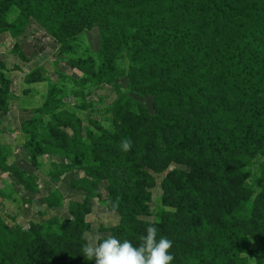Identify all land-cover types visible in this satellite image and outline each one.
<instances>
[{"label":"rangeland","instance_id":"rangeland-1","mask_svg":"<svg viewBox=\"0 0 264 264\" xmlns=\"http://www.w3.org/2000/svg\"><path fill=\"white\" fill-rule=\"evenodd\" d=\"M57 1L53 9L48 7L49 0H0V264L5 260L16 264L4 243L5 226L21 231L27 242L39 244L35 255L20 264H94L80 248L88 234L109 236L121 223L120 193L128 187V175L141 186L154 177L146 189L149 215L143 218L149 221L158 205L175 201L177 193L195 190L194 177L182 172L190 170L184 158L162 171L150 167L168 155L164 143L158 153H139L125 160L120 155L112 157L104 146L111 145V140L104 141L115 137L123 143L121 130L142 133L144 117L153 111V94L161 96L157 71L161 62L165 61L159 69L175 74L171 81L181 78L180 63L209 73L211 40L199 43L187 32L201 19L200 8L211 1L181 0V9L187 5V11L174 23L175 30L166 29V23L168 14L178 9L167 7L165 0H158L143 15L111 13L107 18L96 6L98 0ZM27 9L45 16L31 20L18 35ZM257 15L241 22L232 41L217 38L238 54L231 63L254 71L264 61V21ZM216 16L220 35L225 36L222 14ZM149 22L153 24L145 26ZM9 27L11 31L5 29ZM148 27L154 31L153 48L141 54L146 38L142 29L148 31ZM165 31L171 37L166 39ZM169 44H173L170 49ZM224 89L233 91L229 84ZM215 91L210 86L208 96L222 105ZM209 104L197 111L195 119L224 130L227 117L213 120ZM240 158L251 182L264 164L259 144H245ZM199 163L202 171L211 168L207 147ZM109 179L116 181L110 195ZM181 184L185 191L180 192ZM257 192L254 188L253 196ZM227 212L233 221L243 215L240 206ZM248 249L247 262L259 263L264 244L253 241Z\"/></svg>","mask_w":264,"mask_h":264},{"label":"trees","instance_id":"trees-1","mask_svg":"<svg viewBox=\"0 0 264 264\" xmlns=\"http://www.w3.org/2000/svg\"><path fill=\"white\" fill-rule=\"evenodd\" d=\"M165 1L168 2L167 7L178 9L168 14L166 23V29L175 30L174 23L181 20L187 5L181 9V0ZM210 1L200 8L201 19L195 26L190 25L187 32L188 37L195 38L199 43L211 40L213 54L209 59V73L199 68L186 69L185 63H180L181 78L171 81L175 74L163 67L159 69L165 61L161 62L157 70L161 80V96L153 94V111L147 112L144 117L142 133H122L121 130L120 138L125 139L123 143H119L120 139L115 137H107L104 141L107 143L111 140V145L104 146L112 157L116 159L120 155L125 160L139 153H158L160 144L164 143L169 153L163 161L152 162L150 167L153 171L165 170L170 163L185 159L190 170L180 171L194 177L192 186L195 190L185 191L181 184L180 192L185 193H177L175 201L168 199L158 205L153 221H149L143 218L149 215L150 197L146 195V189L152 186L154 177L146 172L149 177L152 176L151 182L141 186L132 175H128V187L125 193H120L122 221L110 234L136 243L148 226L155 225L158 235L172 241L169 252L174 259L171 264H249L247 252L250 244L253 241L264 244V164L259 174L249 182L240 158L244 145L254 142L259 144V150L264 154V61L259 62L262 67L258 71L247 70L245 65L237 62L231 63V58L238 56L234 47L225 48L217 39L232 41L235 39L233 35L241 28V22L251 19L256 13L264 21V0ZM158 3V0H98L96 6L101 15L107 18L111 13L139 12L143 15ZM57 4V0H49L48 7L55 9ZM26 11L18 35L27 30L31 20L38 21L45 16L35 9ZM217 14H222L224 19L225 36L220 35L221 24ZM152 24L149 22L145 26ZM5 29L11 31L10 27ZM167 32H164L166 39L171 37ZM142 33L146 36L141 53L144 54L153 48L150 39L154 31L148 27V31L142 29ZM166 39L158 42L157 49H161ZM172 45L169 44V49ZM198 49H201L200 46ZM189 78L193 81H189ZM207 83L210 84L205 86ZM225 84L233 87V97L231 89H224ZM219 85L222 87L218 88ZM210 86H214L215 92L221 96L219 101H222V105L209 98ZM209 102V114L213 120L220 116L227 117L224 130L218 131L195 119L197 111ZM125 142L129 145L126 150L123 148ZM192 146L199 150L190 151ZM205 147L209 150L212 165L210 169L202 171L199 160ZM109 181L112 185L110 195L116 181ZM254 188H258L255 196ZM237 206L241 207L243 215L233 221L228 217L230 211H227ZM3 230L6 232L3 238L7 239L4 243L16 264L35 255L39 244L27 242L21 231L8 226ZM261 260H264V256L259 255L257 264H263ZM2 264L13 262L5 260Z\"/></svg>","mask_w":264,"mask_h":264},{"label":"clouds","instance_id":"clouds-1","mask_svg":"<svg viewBox=\"0 0 264 264\" xmlns=\"http://www.w3.org/2000/svg\"><path fill=\"white\" fill-rule=\"evenodd\" d=\"M127 142L123 144L126 150ZM172 241L158 235L155 225L148 226L145 233L133 243L116 236L90 233L80 248V253L94 264H171L174 257L169 252Z\"/></svg>","mask_w":264,"mask_h":264}]
</instances>
